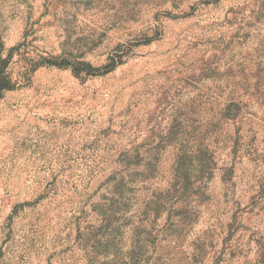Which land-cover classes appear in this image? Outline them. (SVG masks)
<instances>
[{"label": "rangeland", "instance_id": "rangeland-1", "mask_svg": "<svg viewBox=\"0 0 264 264\" xmlns=\"http://www.w3.org/2000/svg\"><path fill=\"white\" fill-rule=\"evenodd\" d=\"M0 264H264V0H0Z\"/></svg>", "mask_w": 264, "mask_h": 264}, {"label": "trees", "instance_id": "trees-1", "mask_svg": "<svg viewBox=\"0 0 264 264\" xmlns=\"http://www.w3.org/2000/svg\"><path fill=\"white\" fill-rule=\"evenodd\" d=\"M7 78L0 76V91L5 90L7 87L6 86V81Z\"/></svg>", "mask_w": 264, "mask_h": 264}]
</instances>
